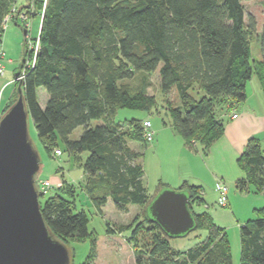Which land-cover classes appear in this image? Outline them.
<instances>
[{"label":"trees","instance_id":"trees-1","mask_svg":"<svg viewBox=\"0 0 264 264\" xmlns=\"http://www.w3.org/2000/svg\"><path fill=\"white\" fill-rule=\"evenodd\" d=\"M15 1L0 0V45L4 18ZM42 4L43 0L35 1L28 17L41 14ZM29 8L28 3L23 11ZM255 27L252 15L245 20L242 0H46L34 59L23 74L19 70L32 124L49 152L60 150V140L68 153H86L81 163L83 191L98 212L108 200L121 211L128 205L143 207L139 221L153 234L147 249L137 250L135 264H232L225 228L197 209L203 203L200 186L185 180L176 189L188 193L195 219L191 231L204 234L183 255L169 244L170 236L146 211L155 194L168 186L159 182L149 195L144 170L135 162L138 153L127 145L128 140H146L142 122L149 119L115 120L114 116L119 109L148 110L156 104L155 95L147 93L149 78L136 81V74L157 70L162 94H175V101L164 100L173 130L185 144L197 141L207 150L224 130L220 110L229 111L245 100L246 83L253 74L264 93V19L260 60H250V35ZM13 92L11 102L16 87ZM77 126L83 130L72 139L69 135ZM237 161L245 177L236 186L264 196L260 139L249 137ZM75 194L73 186L64 182L39 192L44 198L39 199L42 216L63 242L89 234L88 215L77 206ZM106 232L112 231L107 227ZM239 236L238 264H264V203L240 225ZM94 246L95 239L92 250Z\"/></svg>","mask_w":264,"mask_h":264},{"label":"rangeland","instance_id":"rangeland-1","mask_svg":"<svg viewBox=\"0 0 264 264\" xmlns=\"http://www.w3.org/2000/svg\"><path fill=\"white\" fill-rule=\"evenodd\" d=\"M25 1L26 0L15 1L17 13L23 11L19 10L18 7L22 6ZM242 3L245 10V20L247 21L248 16L252 15L256 23L254 32L250 35V60H260L262 56L259 35L261 33L262 22L264 19V0H242ZM40 16L41 14L39 13L28 17L27 23H24V25L27 26L26 35H24L19 29L20 26L23 28L21 21H19L17 25L13 24L11 20L4 31L2 43L0 45V53H3L1 61L4 69L3 74L0 76V114L11 102V97L13 96V91L17 84V78L14 76L15 70H21V73L23 74L27 66L30 65L34 59V54L39 44L38 31ZM11 25L16 26L17 28L19 27L18 30H20L18 37H13V40L16 42L14 45L6 40L5 37L6 30ZM23 57L26 59L22 67L19 69ZM143 76L149 78L147 93L148 95H155L156 104L152 105L148 110L129 108L119 109L114 118L115 120L134 117L141 120L149 119L152 129L156 132V120L163 119L165 121H170L169 113L164 107V100L168 97L171 101H175L176 98L173 91L168 92L166 96L159 90V75L157 70L150 73L146 71L137 72L136 81ZM132 80L133 82L135 81L134 78ZM256 83L257 78L255 76H252L247 82L246 93L249 94L252 92L254 94L251 99H256L258 95L259 97L261 95ZM40 91H42V89H40ZM194 95L196 96L195 93ZM40 98L41 102H43L44 99L42 95ZM96 123L97 121L95 120L91 122L92 125ZM28 130L32 144L40 157V170L36 175L37 180L47 178L54 186L55 179H59L58 184L64 182L67 185H72L75 193H78V195L75 194L77 206L84 208L88 215L89 234L86 237L79 239L69 238L68 240H65L68 248L73 253L71 264H83L85 261H87L88 264H135V254L137 253V250L140 248L146 250L148 247L149 236L153 234V231L149 232L146 229L147 225L145 222L143 223L139 221V219L143 220V207L128 205L126 210L121 211L116 209L112 202L108 200L109 202L102 206L103 209H101V213L98 212L91 204L90 199L85 193H83L85 174L83 173L81 163L86 153H82L80 156L78 154H70L65 150L63 142L58 140L57 146L60 148L61 154L55 156L43 147L41 141L36 135L35 128L30 118L28 119ZM82 130L83 126H77L71 132L69 137L72 139L78 138ZM173 131L175 132V130ZM155 144L156 134H154L151 141L137 139L127 141V145L138 153L135 162L139 163L144 170L142 178L149 195H153L156 192ZM39 199L43 201V195H40ZM227 204L228 201L223 206H226ZM235 210H237L236 201ZM253 217L254 214L249 213V215L244 217L243 220H248ZM120 225H122L124 229L119 228ZM107 227L111 229V233L106 232ZM133 229H136V232H133ZM226 232L232 249L231 253L233 252L235 255L240 242L239 226L230 224L226 228ZM203 234L204 233L200 230L190 231L184 236L170 237L169 244L173 248L179 249L180 255H183V251L197 243V241L203 237ZM94 239L95 246L92 250ZM132 242H136L135 245H133Z\"/></svg>","mask_w":264,"mask_h":264},{"label":"water","instance_id":"water-1","mask_svg":"<svg viewBox=\"0 0 264 264\" xmlns=\"http://www.w3.org/2000/svg\"><path fill=\"white\" fill-rule=\"evenodd\" d=\"M22 31L26 35L27 29ZM14 76L20 79L16 96L0 114V264H71L72 251L41 213L40 157L29 136L19 70ZM146 211L170 237L184 236L195 226L185 190L161 188Z\"/></svg>","mask_w":264,"mask_h":264},{"label":"crops","instance_id":"crops-1","mask_svg":"<svg viewBox=\"0 0 264 264\" xmlns=\"http://www.w3.org/2000/svg\"><path fill=\"white\" fill-rule=\"evenodd\" d=\"M28 3L26 0L22 6L17 7L23 10ZM19 21H21L20 18H14L12 23L18 25ZM21 22L24 24L23 21ZM18 28L11 25L5 33L6 40L13 45L16 43L13 37H18L19 31H22L21 26L20 30ZM252 76L257 78L256 84L258 91L261 92L260 97L258 95L256 99H251L254 94L246 93L242 103L235 105L229 111L222 108L219 114L223 118V133L207 150L204 151L197 141L193 142L192 146L185 144L182 136L173 131L170 121L156 120V129L154 128L156 130L154 131L156 134V190L159 182L174 189L178 188L184 180L200 186L199 193L203 203L197 209L207 212L213 221L225 230L230 224L240 227L246 221L243 220L244 217H247L249 213L254 214V210L264 201L261 192H254L249 188L240 190L236 186V182L245 177L237 160L248 138L256 136L264 145V93L258 76L255 74ZM232 113H236L237 116L232 117ZM217 181H222L228 186L226 206H220L216 202L217 192L214 187ZM58 183L59 179H55L54 184ZM235 201L237 210H235ZM231 254L232 264H238L240 242L236 254L234 255L233 252Z\"/></svg>","mask_w":264,"mask_h":264},{"label":"built area","instance_id":"built-area-1","mask_svg":"<svg viewBox=\"0 0 264 264\" xmlns=\"http://www.w3.org/2000/svg\"><path fill=\"white\" fill-rule=\"evenodd\" d=\"M29 1H30L29 2V6H30L29 9L24 10V11H20V12L15 14L17 16V19L20 18L21 21H23L24 23H27L28 15L33 12L34 6H35V1H37V0H29ZM45 2H46V0H43L41 14L43 12ZM15 11H17V10L15 7H13L11 9V11L5 16L4 21H3L4 29L8 26V23H10L11 20H13V17H14L13 15H14ZM2 58H3V53H0V76L3 74V71H4L3 66H2V61H1ZM236 116H237L236 113H232V117H236ZM142 126H143L144 138L147 141H151L154 137L155 132L151 127L150 120H144L142 122ZM60 154H61V151L59 149L54 150L53 155L57 156ZM51 184L52 183L49 179L39 180L38 181L39 192L42 194L46 193L47 190L51 187ZM214 188H215V191L217 192V199H216L217 204L220 206L225 205L228 201V198H227L228 186L222 181H217Z\"/></svg>","mask_w":264,"mask_h":264}]
</instances>
